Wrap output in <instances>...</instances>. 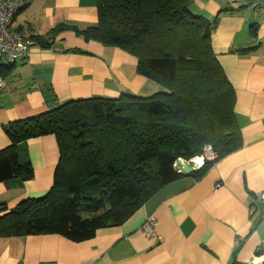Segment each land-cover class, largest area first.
<instances>
[{"label":"crops","instance_id":"0c3cea01","mask_svg":"<svg viewBox=\"0 0 264 264\" xmlns=\"http://www.w3.org/2000/svg\"><path fill=\"white\" fill-rule=\"evenodd\" d=\"M190 2L198 16H220L212 47L235 90L242 149L200 180L186 176L167 185L123 225L99 229L91 240L0 238V264H249L255 257L264 264V0ZM97 21L96 0H30L10 29L29 39L47 36L62 23L85 28ZM54 48L32 47L1 79L0 151L10 145L4 128L12 123L73 101L160 90L121 49L86 43L73 32L59 35ZM69 48L88 54L64 51ZM26 151L34 177L0 183V204L13 207L53 185L56 138L30 140ZM149 217L156 218L152 236L142 229Z\"/></svg>","mask_w":264,"mask_h":264},{"label":"trees","instance_id":"16d2710c","mask_svg":"<svg viewBox=\"0 0 264 264\" xmlns=\"http://www.w3.org/2000/svg\"><path fill=\"white\" fill-rule=\"evenodd\" d=\"M96 5L95 25L62 23L29 40L55 50L56 38L73 32L86 43L121 49L137 59L139 75L163 90L150 97L73 101L6 126L10 145L0 151V183L33 179L30 140L53 135L59 162L46 194L13 207L0 204V238L91 240L99 229L123 225L167 185L186 176L200 180L243 147L235 90L212 47L220 16L209 21L194 14L190 0H96ZM13 66L0 65V79ZM206 148L215 159L183 173L182 163L193 166Z\"/></svg>","mask_w":264,"mask_h":264},{"label":"built area","instance_id":"2783aa9c","mask_svg":"<svg viewBox=\"0 0 264 264\" xmlns=\"http://www.w3.org/2000/svg\"><path fill=\"white\" fill-rule=\"evenodd\" d=\"M29 2L30 0H0V60L6 58V65H13L19 59L26 57L31 48L35 46L34 41L25 39L21 34L14 33L10 29L16 15L26 8ZM3 86L4 82L0 79V90ZM215 157L211 149L206 148L205 156L199 159L203 160L202 166H204L206 160L212 161ZM195 160L193 161V167H202L195 164ZM181 169L183 171V166H181ZM260 200L264 202V191L260 195ZM155 225V217H149L146 220L142 227L146 236L154 235ZM261 263V258L255 257L249 264Z\"/></svg>","mask_w":264,"mask_h":264},{"label":"rangeland","instance_id":"374dc122","mask_svg":"<svg viewBox=\"0 0 264 264\" xmlns=\"http://www.w3.org/2000/svg\"><path fill=\"white\" fill-rule=\"evenodd\" d=\"M229 10H232V9L229 8ZM212 20H213V19H212ZM6 64H7L6 58H3V59L0 60V65L6 66ZM162 90H163V89H160L158 92H151L150 94H147V95L142 96V97H150V96H152V95H154V94H156V93H161ZM123 93H124V94H129V95H134L133 93H131V92L128 91V90L123 91Z\"/></svg>","mask_w":264,"mask_h":264},{"label":"water","instance_id":"95a60500","mask_svg":"<svg viewBox=\"0 0 264 264\" xmlns=\"http://www.w3.org/2000/svg\"><path fill=\"white\" fill-rule=\"evenodd\" d=\"M182 166H183V173H185V174H190L195 170V168L193 166H189V165L184 164V163H182Z\"/></svg>","mask_w":264,"mask_h":264},{"label":"bare ground","instance_id":"6f19581e","mask_svg":"<svg viewBox=\"0 0 264 264\" xmlns=\"http://www.w3.org/2000/svg\"><path fill=\"white\" fill-rule=\"evenodd\" d=\"M203 160L202 159H197L195 160V164L202 166Z\"/></svg>","mask_w":264,"mask_h":264}]
</instances>
